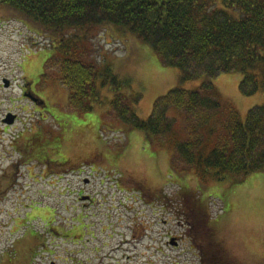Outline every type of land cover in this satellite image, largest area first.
Wrapping results in <instances>:
<instances>
[{"label":"rangeland","instance_id":"obj_1","mask_svg":"<svg viewBox=\"0 0 264 264\" xmlns=\"http://www.w3.org/2000/svg\"><path fill=\"white\" fill-rule=\"evenodd\" d=\"M7 14L0 6V75L9 81L4 88L0 80V264H197L186 243L166 245V231L184 230L169 201L182 190L198 193L208 205L225 264H264V172L240 183L234 176L214 179V171L201 183L183 178L170 171V142L160 149L142 131L106 124V104L92 102L86 114L68 112L59 73L41 79L53 42ZM86 45L88 57L98 63V85L109 69L130 82L127 94L140 95L137 104L130 103L140 119L171 89L200 87V81L180 83L177 69L160 65L150 49L117 27L92 32ZM240 80V74H227L213 85L217 99L231 104L244 121L264 95L243 96ZM27 84L31 98L23 94ZM8 112L16 116L13 125L3 124ZM79 191L94 199L92 207ZM156 196H162L161 205L148 207ZM143 197L146 205L139 201ZM118 222L129 232L115 228ZM154 222L164 232L156 243L150 240ZM100 227L108 229L102 233ZM145 229L146 237L139 238Z\"/></svg>","mask_w":264,"mask_h":264},{"label":"trees","instance_id":"obj_2","mask_svg":"<svg viewBox=\"0 0 264 264\" xmlns=\"http://www.w3.org/2000/svg\"><path fill=\"white\" fill-rule=\"evenodd\" d=\"M0 6L53 42L41 79L59 73L68 112L86 114L94 103L106 104V124L142 131L160 149L170 142V171L183 178L201 183L214 171V179L234 176L240 183L264 172V103L249 109L242 121L231 104L217 99L213 85L219 76L237 73L243 96L264 95V0H0ZM109 26L150 49L160 65L177 69L180 83L200 81L199 89H171L155 100L147 119H140L130 105L140 95L126 93L130 82L107 69L98 85L97 62L88 57V36ZM103 86L110 97L101 92ZM169 201L179 220L212 227L209 207L198 193L182 190ZM206 241L211 257L225 253L216 239Z\"/></svg>","mask_w":264,"mask_h":264},{"label":"flooded vegetation","instance_id":"obj_3","mask_svg":"<svg viewBox=\"0 0 264 264\" xmlns=\"http://www.w3.org/2000/svg\"><path fill=\"white\" fill-rule=\"evenodd\" d=\"M4 79L5 78L0 75V80L2 82V85H3ZM23 94L25 97L31 98V93L29 91V84H27V86L26 85L24 86ZM8 114H9V112L5 115V118L7 117ZM4 119H3V124H5ZM15 120H17V119H15ZM78 196L81 198V201H88L89 203L92 204V205L89 204V208L93 206L94 199L92 197L87 196V195L84 196L83 191H79ZM161 200H162V196L160 198H159V196H156L155 201L152 202L151 204H149L150 206H148V207L153 206L154 203H156V202H158L161 205V202H162ZM139 201H141L144 205H146L148 203L145 197L139 198ZM86 207H87L86 205L80 207V214H83V212H85ZM116 224L118 227H115V228H119V229H122L124 231L127 230L126 232H129V229H131V228L125 227L123 225L121 226L120 222H118ZM177 224H178L177 226H179L180 228H183L184 230L182 231L181 234H178V235L175 234L174 232H172L173 230L172 231H166V234H167L166 245L173 246L174 248H178L181 243L182 244L186 243L187 244V247H186L187 252H189V253L192 252V256L196 259L197 264H212V263L213 264H225L226 263L225 255H222L219 251H217V253H214L213 254L214 256H212V257L209 255L208 250L212 248V244L206 240H211V239L217 238L215 230L213 229V227L207 226L208 224L205 222L196 223L197 226L195 227L194 224L183 221V220H178ZM155 225H157V222H154V225L150 226L151 229L154 228L151 230V233H153V235L150 237V240L154 243H156L158 239L160 241L162 238L161 236L164 234V232H162V230L156 229ZM99 229H100V232L103 233V232H105V230L108 229V227L107 228L100 227ZM139 235H140V232L135 230L133 232L132 238L134 240H136V239H139L141 237H146V229L144 230V232L142 233V235L140 237H139ZM35 239L37 240V238H35ZM82 241L83 240L81 237V232L78 231V242L82 243ZM197 241L205 242V244H203L204 246H201L200 244H198ZM123 243L125 244V243H127V241H124ZM33 244H35V241ZM221 248L223 249L222 246H221ZM154 250H155V253H161V251H159L157 248H154ZM218 257H219V259H218Z\"/></svg>","mask_w":264,"mask_h":264},{"label":"water","instance_id":"obj_4","mask_svg":"<svg viewBox=\"0 0 264 264\" xmlns=\"http://www.w3.org/2000/svg\"><path fill=\"white\" fill-rule=\"evenodd\" d=\"M3 86H4V88H8V86H9V81L6 80V79H4V80H3ZM15 119H16V116L13 115V114H11V113H9V114L7 115V117L4 119V123H5L6 125H13Z\"/></svg>","mask_w":264,"mask_h":264}]
</instances>
